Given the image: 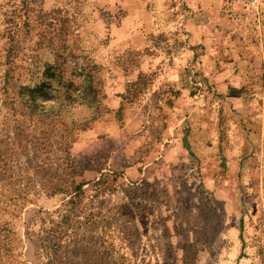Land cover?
<instances>
[{"label": "rangeland", "instance_id": "1", "mask_svg": "<svg viewBox=\"0 0 264 264\" xmlns=\"http://www.w3.org/2000/svg\"><path fill=\"white\" fill-rule=\"evenodd\" d=\"M0 264H264V0H0Z\"/></svg>", "mask_w": 264, "mask_h": 264}, {"label": "trees", "instance_id": "2", "mask_svg": "<svg viewBox=\"0 0 264 264\" xmlns=\"http://www.w3.org/2000/svg\"><path fill=\"white\" fill-rule=\"evenodd\" d=\"M91 81H92V78L89 76V79L87 80L88 85L83 87L84 96H90L91 90L92 92H95L93 88L91 87V83H92ZM85 88H87V91H85Z\"/></svg>", "mask_w": 264, "mask_h": 264}]
</instances>
